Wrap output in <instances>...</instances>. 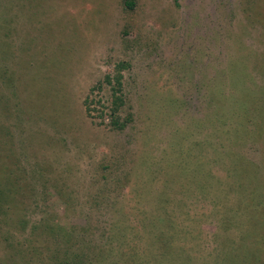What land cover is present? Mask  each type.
Here are the masks:
<instances>
[{"label":"rangeland","instance_id":"1","mask_svg":"<svg viewBox=\"0 0 264 264\" xmlns=\"http://www.w3.org/2000/svg\"><path fill=\"white\" fill-rule=\"evenodd\" d=\"M236 144L264 204V0H0V264H123L182 154ZM202 204L188 264H264L259 210Z\"/></svg>","mask_w":264,"mask_h":264},{"label":"trees","instance_id":"2","mask_svg":"<svg viewBox=\"0 0 264 264\" xmlns=\"http://www.w3.org/2000/svg\"><path fill=\"white\" fill-rule=\"evenodd\" d=\"M127 4L132 6L131 1ZM237 149L236 144L228 150L223 148L222 154L220 151L216 152L217 158L223 160L218 162L224 172L220 176L207 167L208 160L203 163L197 161L198 159L191 160L193 156L188 155L186 151L182 154L181 159L171 167L173 172L169 177L171 182L181 181L177 190L168 194L159 192L157 206L149 208L151 211L149 217L146 215L147 211L140 213L141 233L133 235L137 244L134 246L133 243L132 253L120 257L123 264H188L189 258L183 254L184 248L181 243H185L186 238L192 236L191 228L194 227H190L192 225L190 222L195 221L189 218H193L197 213L196 208L205 210L202 203L208 206L206 210L208 213L217 217L218 225L223 223H226L227 227L237 225L240 220L239 215L244 216V220L253 225L256 223L255 212L259 211L264 221V204L260 197L261 192L257 191L258 184L251 176L236 175L239 169L237 162L248 164L243 153L238 152ZM229 154L235 156L232 160H236V163L226 161L229 159ZM263 186L264 184L261 187ZM248 211L251 214H248ZM143 231L146 232L142 234ZM148 238L152 240L148 242L146 240ZM105 253L104 250L103 255ZM77 259L78 257L73 256L68 262L61 260L56 264H72ZM86 259L83 263H86Z\"/></svg>","mask_w":264,"mask_h":264}]
</instances>
